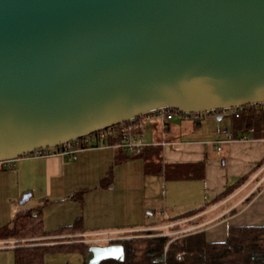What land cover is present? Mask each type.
I'll return each instance as SVG.
<instances>
[{
  "label": "water",
  "instance_id": "water-1",
  "mask_svg": "<svg viewBox=\"0 0 264 264\" xmlns=\"http://www.w3.org/2000/svg\"><path fill=\"white\" fill-rule=\"evenodd\" d=\"M256 103L264 0H0V161L163 108ZM124 259L94 244L86 263Z\"/></svg>",
  "mask_w": 264,
  "mask_h": 264
},
{
  "label": "crops",
  "instance_id": "crops-1",
  "mask_svg": "<svg viewBox=\"0 0 264 264\" xmlns=\"http://www.w3.org/2000/svg\"><path fill=\"white\" fill-rule=\"evenodd\" d=\"M230 113L202 114L198 120L175 115L165 125L148 114L137 131L148 146L142 155L115 146L113 135L105 134L102 144L76 158L15 159L0 170V229L11 228L18 212L32 209L42 211L47 231L80 219L83 235L120 236L156 225L172 234L170 227L191 223L177 233L204 230L208 241L224 242L231 227L264 226V139L221 142L220 129H231ZM25 194L30 198L22 204ZM194 210L199 211L170 221ZM15 248V240L0 239V264H15ZM46 264H86V259L78 253L47 255Z\"/></svg>",
  "mask_w": 264,
  "mask_h": 264
},
{
  "label": "trees",
  "instance_id": "trees-1",
  "mask_svg": "<svg viewBox=\"0 0 264 264\" xmlns=\"http://www.w3.org/2000/svg\"><path fill=\"white\" fill-rule=\"evenodd\" d=\"M237 112L239 115H233L231 120L234 138L248 136L264 139V112L251 105L237 109ZM142 118L107 129L114 130L112 137L115 144L121 140V127L131 125L137 132ZM147 149L148 146L142 152ZM149 169L150 165H147L146 170ZM249 177L250 175L243 177L237 185H242ZM231 190L227 189L222 196L228 195ZM197 211L199 210L176 216L170 221L188 218ZM190 224L170 227L169 232L172 234L153 230L148 233L154 235L151 237L116 242L125 248L124 261L106 260L100 264H264V226L231 227L226 241L210 242L204 230L177 233L190 227ZM86 232L80 219L71 226L47 231L42 211L32 209L18 212L11 228L5 226L0 229V239L15 240V264H46L47 255L52 253H78L86 259L91 246L85 241L83 234Z\"/></svg>",
  "mask_w": 264,
  "mask_h": 264
},
{
  "label": "built area",
  "instance_id": "built-area-1",
  "mask_svg": "<svg viewBox=\"0 0 264 264\" xmlns=\"http://www.w3.org/2000/svg\"><path fill=\"white\" fill-rule=\"evenodd\" d=\"M256 110L264 112V103H256L251 105ZM237 109H229L225 110L226 112L230 113L232 116L236 115L238 116L239 113L237 112ZM149 114L154 115L156 118H158L161 123L164 125L167 124L175 115L185 117V118H191L193 120H198L202 114L199 113H193V114H186L179 110H175L172 108H163L156 111H153ZM121 140L119 143H116L115 146L122 148L124 151L131 153V154H139L143 151V149L147 146V142L143 137H140V135L135 132V129L131 125H125L121 127ZM105 134H114V130H103L96 133H93L89 136L76 139L73 141H70L68 143L62 144L58 146V150L55 148H47V149H39L32 153L34 156H45V155H52V154H60L64 156H68L71 158H76L77 153L81 150L87 148V147H94L102 144L104 142V135ZM220 135L222 136L221 142H229L234 140L233 132L229 127H222L220 129ZM248 136H244L241 139H247ZM219 150H221V146L219 147ZM14 160H4L0 161V170L6 169L10 167L13 164ZM96 236H100L101 239L104 241L109 242H115L116 240L123 239V237L120 236H112L108 232L99 233Z\"/></svg>",
  "mask_w": 264,
  "mask_h": 264
},
{
  "label": "rangeland",
  "instance_id": "rangeland-1",
  "mask_svg": "<svg viewBox=\"0 0 264 264\" xmlns=\"http://www.w3.org/2000/svg\"><path fill=\"white\" fill-rule=\"evenodd\" d=\"M159 225H156V229H152V230H140V231H129L126 232L125 234L121 235V237H123V239L120 240H116L115 242H109V241H104L103 239H101L100 236H96V235H84L85 236V241L90 244V245H94V244H99V245H108L110 243H116L125 239H129V238H140V237H151L154 235H150L148 234L149 232H152L154 230V232H164V229L162 228H158ZM64 254V255H62ZM50 256H53L54 258H62L64 256H66V253H52L50 254Z\"/></svg>",
  "mask_w": 264,
  "mask_h": 264
},
{
  "label": "flooded vegetation",
  "instance_id": "flooded-vegetation-1",
  "mask_svg": "<svg viewBox=\"0 0 264 264\" xmlns=\"http://www.w3.org/2000/svg\"><path fill=\"white\" fill-rule=\"evenodd\" d=\"M110 244H112V243H110ZM105 245V244H104Z\"/></svg>",
  "mask_w": 264,
  "mask_h": 264
}]
</instances>
